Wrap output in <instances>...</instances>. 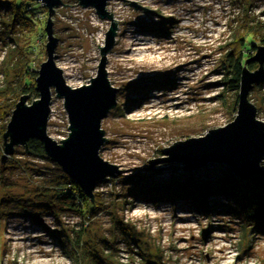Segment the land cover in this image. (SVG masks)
Returning a JSON list of instances; mask_svg holds the SVG:
<instances>
[{
	"label": "rangeland",
	"instance_id": "obj_1",
	"mask_svg": "<svg viewBox=\"0 0 264 264\" xmlns=\"http://www.w3.org/2000/svg\"><path fill=\"white\" fill-rule=\"evenodd\" d=\"M10 1L0 0V60L12 47L13 34L23 45L31 38L28 71L35 73L45 61L46 9L40 3L21 0L35 25L30 34L23 28L17 33L10 30L11 18L7 7H2ZM129 1L148 11H135ZM60 3L50 15L52 35L57 39L53 59L63 81L75 88L95 76L100 58L96 45L102 47L109 21L77 0ZM105 10L116 24L112 48L105 56L106 78L116 89V103L100 121L105 142L98 156L117 166L120 173L95 184L93 194L103 210L89 220L70 213L56 220L17 212L4 218L0 213V264H78L70 252V241L81 229L86 232L79 244H85L86 250L102 251L101 264H264V236L243 237L223 198L209 196L206 214L181 197L171 200L164 192L190 180L219 179L226 169L222 164L211 163L188 173L178 163L146 169L147 160L163 157L159 149L202 136L235 118L238 95L230 85L222 84L223 57L243 19L260 32L248 43L264 46L259 42L264 31V0H110ZM135 41L140 42L135 48H144L146 56L160 53L164 58L148 64L129 56L125 49ZM248 51V58L255 53L252 48ZM249 64L248 71L256 69V63ZM17 74L14 68L5 74L0 71V93L6 96L0 99V158L1 136L11 111L21 95H27L18 93ZM171 95L178 99L169 102ZM247 95L256 119L264 122V81ZM170 103L175 104L169 107ZM4 104L7 108L2 109ZM62 104L52 92L46 134L57 143L67 137ZM13 148L11 156L3 163L0 160V201L6 196L42 201L48 189L56 188L57 167L44 156L32 158L24 148ZM203 229H208L205 240L201 239Z\"/></svg>",
	"mask_w": 264,
	"mask_h": 264
},
{
	"label": "water",
	"instance_id": "obj_2",
	"mask_svg": "<svg viewBox=\"0 0 264 264\" xmlns=\"http://www.w3.org/2000/svg\"><path fill=\"white\" fill-rule=\"evenodd\" d=\"M40 3L46 9L43 46L45 61L41 62L34 78V91L38 97L26 104L28 95H21L10 114L6 130L2 133L1 163L11 156L15 146L26 149L29 140H37L42 147L44 157L61 169L92 202L96 182L119 175L117 166L104 161L98 152L105 142L100 121L115 106L116 89L110 86L106 73V54L112 48L116 24L111 20L105 6L110 0H77L82 7H90L101 20H108L109 26L104 33L102 47H99V60L96 74L89 77L86 85L70 88L62 78V71L56 67L53 59L56 37L52 35L51 14L54 8L61 6L60 0H31ZM126 1V0H119ZM135 11H148L144 7L129 1ZM65 5V4H63ZM255 53L244 60L241 68L236 100L235 118L229 124L208 130L197 138L176 141L174 145L160 150L161 158L147 160L146 169L156 164H180L182 171H198L209 164H222L228 172L239 180L264 175L261 164L264 163V122L256 119L255 108L250 105L248 92L254 85L264 81V46H253ZM249 63L257 68L248 71ZM63 102L66 113L67 137L59 143L46 134V122L50 112L51 93ZM163 169V168H156ZM208 229H203L201 239L205 240Z\"/></svg>",
	"mask_w": 264,
	"mask_h": 264
},
{
	"label": "trees",
	"instance_id": "obj_3",
	"mask_svg": "<svg viewBox=\"0 0 264 264\" xmlns=\"http://www.w3.org/2000/svg\"><path fill=\"white\" fill-rule=\"evenodd\" d=\"M3 5L2 7H7L11 18L10 30L13 29L18 33L22 28L23 30L29 29L27 34H30L35 23L33 16H31L29 11H26L22 1L11 0ZM259 33L258 29L248 25V21L246 22L245 19L232 33V43L228 44L229 46L227 45L228 47L223 57L224 75L222 78L224 81L222 84L230 85L232 90L238 91L240 71L244 66V60L248 59L246 53L251 48L253 49V45L248 43V39L258 36ZM13 36L14 39H11V42H13L12 47L7 49L0 60V71L5 74L6 69L14 68L15 72L18 73V93H20L19 95L27 94L29 102H31L38 97L33 87L36 72L30 73L28 71L32 55L31 38L23 45L16 34H13ZM259 42L264 45V31L259 37ZM250 66L249 64L248 68L251 69ZM19 95L17 98H19ZM5 97L4 93H0V99ZM12 105L14 106V104ZM1 108H7V105L1 106ZM25 153L32 158H43L44 156L41 144L35 139L27 142ZM56 167V176L54 177L56 188L48 189L46 191L47 195H43L45 199L39 202L38 200H22L18 197L6 196L0 201V213L2 216L8 218L17 212L28 215L31 218L49 215L56 220L59 215L70 213L82 220H89L94 215L102 212L103 208L100 207L99 199H97L95 193L93 194V201L90 202L82 191L62 173L61 169L58 166ZM261 168L264 169V163H262ZM178 191L184 194L177 196L176 192ZM164 192H168V197L171 200L181 197L192 206L202 209L206 214L209 212V207L206 206L209 196L223 198L228 204V215L237 221L241 227L243 237L248 235L264 236V175L254 176L241 181L225 169V173L219 179L204 183L200 180H190L188 183L173 185L164 190ZM154 196L155 193L151 192V197ZM119 230L124 235L130 236L129 231L123 227L119 228ZM83 232H86V229L76 232L75 237L71 239V254L78 264H84L83 262H86L85 264H101V261H103L102 251L98 249L93 251L86 250V248L83 249L85 244H79ZM80 250H82V253Z\"/></svg>",
	"mask_w": 264,
	"mask_h": 264
},
{
	"label": "bare ground",
	"instance_id": "obj_4",
	"mask_svg": "<svg viewBox=\"0 0 264 264\" xmlns=\"http://www.w3.org/2000/svg\"><path fill=\"white\" fill-rule=\"evenodd\" d=\"M133 45H134V47L132 49V46ZM139 45H140V42L139 41H138V43H137V41H135L134 43L128 42L127 47H126L125 50L126 51H130L129 52V56H133V57H135L139 61H140V59H143L148 64H151V63H159L161 61V59L164 58V56L163 55H160V53H156L154 56L153 55L152 56L151 55L150 56H146L143 53L145 51L144 48H139V50L135 48V47H137ZM129 46H131V47H129ZM174 95H171V97H169L170 98L168 100L169 102H174L175 100L178 99V98H176L177 96H174ZM152 97H155V96L154 95L148 96L147 99L149 101L147 103H150L151 102L150 100H152ZM174 104L173 103H170V104H168V106L169 107H173ZM179 104H181V103H179ZM150 108H152V105H150ZM175 109H176V107H175ZM149 114H151V113H149Z\"/></svg>",
	"mask_w": 264,
	"mask_h": 264
}]
</instances>
